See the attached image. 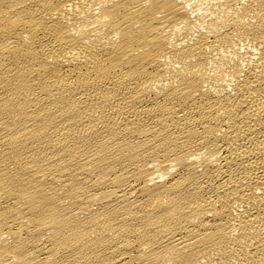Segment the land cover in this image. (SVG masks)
Here are the masks:
<instances>
[{"label": "bare ground", "instance_id": "6f19581e", "mask_svg": "<svg viewBox=\"0 0 264 264\" xmlns=\"http://www.w3.org/2000/svg\"><path fill=\"white\" fill-rule=\"evenodd\" d=\"M0 264H264V0H0Z\"/></svg>", "mask_w": 264, "mask_h": 264}]
</instances>
